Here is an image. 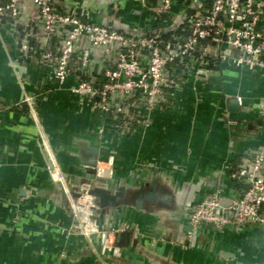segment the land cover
I'll list each match as a JSON object with an SVG mask.
<instances>
[{
	"label": "crops",
	"instance_id": "crops-1",
	"mask_svg": "<svg viewBox=\"0 0 264 264\" xmlns=\"http://www.w3.org/2000/svg\"><path fill=\"white\" fill-rule=\"evenodd\" d=\"M20 7L21 16L0 26V264H264V226L217 232L204 224L186 231L192 227L191 206L235 191L229 169L246 148L264 140L258 107L264 75L220 63L203 66L206 56L197 55L187 66V83L152 115L150 127L121 135L103 125L97 111L78 105L69 91L72 76L62 87L51 79L52 68L42 57L55 53L56 41L32 21L29 0ZM81 8L92 23L121 31L127 29L123 24L149 26L137 0H95ZM26 94L37 98L42 130L74 194L85 182L109 191L125 188L113 214L92 220L103 231H130L129 238L80 233L67 196L47 172L40 132L21 102ZM230 96L244 107L226 110L232 124L218 108ZM88 148L100 151L95 175Z\"/></svg>",
	"mask_w": 264,
	"mask_h": 264
},
{
	"label": "built area",
	"instance_id": "built-area-1",
	"mask_svg": "<svg viewBox=\"0 0 264 264\" xmlns=\"http://www.w3.org/2000/svg\"><path fill=\"white\" fill-rule=\"evenodd\" d=\"M21 1L8 0L0 5V26L3 17L21 16ZM29 1L35 7L30 15L32 21L56 41L55 53L47 52L42 57L52 68L51 79L62 87L72 76L74 84L69 91L78 105L97 111L103 125H109L121 135L145 132L150 127L152 115L169 106L187 83L191 74L187 66L196 60L198 51H202L200 57L208 56L213 64L264 75V0H210L209 7L204 0H163L160 7L137 0L144 7L149 26L122 23L127 28L125 33L71 13L72 9L95 0H60V5L64 1L65 14L57 11L52 0ZM67 5L70 12L66 11ZM188 8L194 9L189 16L185 12ZM158 17L160 28L171 29L176 25L177 29L184 25L186 35L162 46L160 30L151 28ZM82 39L87 41V46H80ZM203 41L208 45L201 46ZM200 62L203 66L209 63ZM74 65L79 75L74 73ZM21 102L25 115L40 132V148L49 177L67 196L80 233L91 238L120 232L119 229L103 231L90 218L94 207L90 196L93 183L81 184L79 197H73L66 174L42 130L37 98L26 94ZM258 107L264 116V97ZM218 108L226 116V123H234L225 108ZM112 156L108 155L99 164L110 161ZM228 178L232 183L245 184L246 189L224 196L214 193L191 206L189 221L193 229L206 224L217 232L228 229L241 232L264 226V140L243 151L239 163L229 169ZM223 197L230 201L228 206L222 205Z\"/></svg>",
	"mask_w": 264,
	"mask_h": 264
},
{
	"label": "water",
	"instance_id": "water-1",
	"mask_svg": "<svg viewBox=\"0 0 264 264\" xmlns=\"http://www.w3.org/2000/svg\"><path fill=\"white\" fill-rule=\"evenodd\" d=\"M163 4V0H157L156 3L153 4V6L160 7ZM67 12H70L69 10L71 9L70 6H66ZM193 8H188L186 9V15L189 16L193 13ZM71 13L75 14L76 16L91 22V16L86 13L81 7H77L72 9ZM225 109L228 112L235 113L240 110H243L244 107L241 105V99L236 96H230L227 97L225 100ZM261 122V116H259V123ZM87 152L91 154V159L88 163V166L91 168L90 172L95 175L97 173L96 171V166H97V156L99 155V150L95 148H88ZM104 171V170H103ZM103 171H99V174H101ZM143 186L144 184L141 185V192H143ZM151 186L153 189H156L157 186V180H153L151 183ZM125 188L123 186L121 187H114L113 191H109L108 189L102 187V186H96L90 191V196L94 201V207L91 209V219H95L96 215L99 216V219H101V222H103V218L106 214H113L114 209L117 207V203L119 199H122L125 197ZM221 196H224L223 193H221ZM74 198L79 197V194H73ZM155 193H149L147 196V199L149 201H153L155 198ZM222 205L228 206L230 204V201L227 198H222L221 200ZM192 227H187L186 231H192ZM131 236L130 231H120L115 233V237H119L120 241H123L126 238H129ZM117 247V245H114Z\"/></svg>",
	"mask_w": 264,
	"mask_h": 264
},
{
	"label": "trees",
	"instance_id": "trees-1",
	"mask_svg": "<svg viewBox=\"0 0 264 264\" xmlns=\"http://www.w3.org/2000/svg\"><path fill=\"white\" fill-rule=\"evenodd\" d=\"M7 2H8V0H5L2 3L0 2V5H5ZM52 3H53V6L56 7L57 11L60 14H65L64 8L60 5V0H52ZM204 4L206 7H209L211 2H210V0H204ZM8 18H10V17H8V16L3 17L2 22L9 20ZM97 24L106 26L109 29H115L116 28L114 25H109L106 22H99ZM151 28L158 30V31L160 30L158 33H159L160 39L163 41L162 46H164V47L167 43H175L178 40L177 38L179 36H185L186 35V32L183 30L184 25H181L177 29H176V25H174L173 27H169L171 29L160 28V17L157 18L156 24L152 25ZM119 31L123 32V33L127 32V30H124V31L119 30ZM128 31H130V30H128ZM206 45H208V43L206 41L201 42V46L205 47ZM201 52L202 51H198L196 54L201 56ZM204 60L208 61L210 63V66L214 62L208 56L204 57ZM74 69H76V66L74 67ZM77 72L80 74L79 70H77ZM233 187H234V190L239 192V193H240V191H243L244 189H246V185L241 183V182H234Z\"/></svg>",
	"mask_w": 264,
	"mask_h": 264
},
{
	"label": "bare ground",
	"instance_id": "bare-ground-1",
	"mask_svg": "<svg viewBox=\"0 0 264 264\" xmlns=\"http://www.w3.org/2000/svg\"><path fill=\"white\" fill-rule=\"evenodd\" d=\"M103 174H106V172H105V171H103V172L101 173V175H103Z\"/></svg>",
	"mask_w": 264,
	"mask_h": 264
},
{
	"label": "flooded vegetation",
	"instance_id": "flooded-vegetation-1",
	"mask_svg": "<svg viewBox=\"0 0 264 264\" xmlns=\"http://www.w3.org/2000/svg\"><path fill=\"white\" fill-rule=\"evenodd\" d=\"M128 25V24H127Z\"/></svg>",
	"mask_w": 264,
	"mask_h": 264
}]
</instances>
